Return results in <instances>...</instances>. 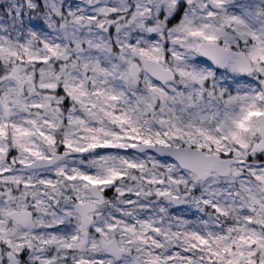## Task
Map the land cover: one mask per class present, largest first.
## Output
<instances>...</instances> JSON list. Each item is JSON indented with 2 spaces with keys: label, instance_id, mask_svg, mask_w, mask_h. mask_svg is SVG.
<instances>
[{
  "label": "snow or ice",
  "instance_id": "snow-or-ice-1",
  "mask_svg": "<svg viewBox=\"0 0 264 264\" xmlns=\"http://www.w3.org/2000/svg\"><path fill=\"white\" fill-rule=\"evenodd\" d=\"M0 264H264V0H0Z\"/></svg>",
  "mask_w": 264,
  "mask_h": 264
},
{
  "label": "rangeland",
  "instance_id": "rangeland-1",
  "mask_svg": "<svg viewBox=\"0 0 264 264\" xmlns=\"http://www.w3.org/2000/svg\"><path fill=\"white\" fill-rule=\"evenodd\" d=\"M109 195H110V193H109Z\"/></svg>",
  "mask_w": 264,
  "mask_h": 264
}]
</instances>
